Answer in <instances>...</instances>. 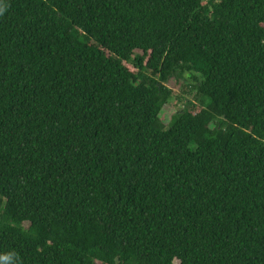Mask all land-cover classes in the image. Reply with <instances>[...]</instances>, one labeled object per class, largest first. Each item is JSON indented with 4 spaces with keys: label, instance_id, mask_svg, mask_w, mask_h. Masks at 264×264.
Returning <instances> with one entry per match:
<instances>
[{
    "label": "trees",
    "instance_id": "trees-1",
    "mask_svg": "<svg viewBox=\"0 0 264 264\" xmlns=\"http://www.w3.org/2000/svg\"><path fill=\"white\" fill-rule=\"evenodd\" d=\"M0 264H264V0H0Z\"/></svg>",
    "mask_w": 264,
    "mask_h": 264
},
{
    "label": "rangeland",
    "instance_id": "rangeland-1",
    "mask_svg": "<svg viewBox=\"0 0 264 264\" xmlns=\"http://www.w3.org/2000/svg\"><path fill=\"white\" fill-rule=\"evenodd\" d=\"M186 83L182 84L178 90L173 91V96L169 101L170 105L163 109L161 115L165 123L168 122L175 110L183 106L186 99H195V93L192 91L191 86Z\"/></svg>",
    "mask_w": 264,
    "mask_h": 264
}]
</instances>
